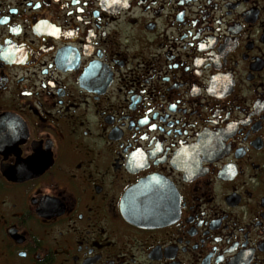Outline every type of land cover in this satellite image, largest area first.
Instances as JSON below:
<instances>
[{
  "label": "flooded vegetation",
  "instance_id": "flooded-vegetation-1",
  "mask_svg": "<svg viewBox=\"0 0 264 264\" xmlns=\"http://www.w3.org/2000/svg\"><path fill=\"white\" fill-rule=\"evenodd\" d=\"M0 264H264V0H0Z\"/></svg>",
  "mask_w": 264,
  "mask_h": 264
}]
</instances>
